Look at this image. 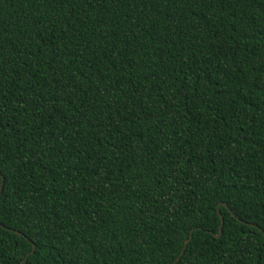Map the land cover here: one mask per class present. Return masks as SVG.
Segmentation results:
<instances>
[{"label": "trees", "instance_id": "trees-1", "mask_svg": "<svg viewBox=\"0 0 264 264\" xmlns=\"http://www.w3.org/2000/svg\"><path fill=\"white\" fill-rule=\"evenodd\" d=\"M2 178L0 264H264V0H0Z\"/></svg>", "mask_w": 264, "mask_h": 264}, {"label": "water", "instance_id": "water-1", "mask_svg": "<svg viewBox=\"0 0 264 264\" xmlns=\"http://www.w3.org/2000/svg\"><path fill=\"white\" fill-rule=\"evenodd\" d=\"M2 187H3V178H2V181H1V185H0V193H1V191H2ZM222 225H223V219L221 218V225H220L219 235H220V233H221V227H222ZM0 226H1V225H0ZM1 227L4 228V229H6L4 226H1ZM13 232H15V233H17L18 235H21V236H22V234L19 233V232H17V231H13ZM219 235H218V236H219ZM190 239H191V233H190V237H189V239L186 240L185 243H184V247H183V249H182V251H181V253H180V256L183 254V252H184V250H185V248H186V246H187V244H188V242H189ZM32 246H33V248H32V250H31L30 254H32V253L34 252V249H35L34 245H32ZM30 254H29V255H30ZM29 255H28V256H29ZM180 256H178V258L175 260V262H173V264H176V263H177V261L179 260ZM26 258H27V257H26ZM21 264H23V262H22Z\"/></svg>", "mask_w": 264, "mask_h": 264}]
</instances>
